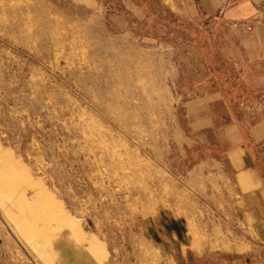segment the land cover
<instances>
[{"label":"rangeland","instance_id":"374dc122","mask_svg":"<svg viewBox=\"0 0 264 264\" xmlns=\"http://www.w3.org/2000/svg\"><path fill=\"white\" fill-rule=\"evenodd\" d=\"M211 19L177 0H0L2 253L40 264L39 239L69 231L106 248L99 264H175L151 243L174 219L192 247L230 248L216 176L186 178L231 121L190 103L230 76ZM2 194H25L24 215Z\"/></svg>","mask_w":264,"mask_h":264},{"label":"crops","instance_id":"0c3cea01","mask_svg":"<svg viewBox=\"0 0 264 264\" xmlns=\"http://www.w3.org/2000/svg\"><path fill=\"white\" fill-rule=\"evenodd\" d=\"M177 5L192 15L196 25L202 23L203 14L212 18L216 31L212 32L211 43L230 65V76L210 80L211 86L218 88L216 91L195 94L190 101L191 107L207 105L215 120H231L217 129L222 136L217 145L221 157L194 165L186 177L197 184L199 172L206 168L216 176V211L227 218L230 248L192 247L191 241L187 242L188 225L179 219L167 224L157 243H151L175 264H264V0H177ZM203 33L197 32L194 39ZM194 45L198 43L195 41ZM198 71L196 66L195 73ZM206 81L196 80L195 84ZM214 104H223L224 109L218 111ZM215 111L219 114H213ZM184 142L189 145L187 137ZM2 195L9 197L14 218L21 217L26 211V195ZM79 236L75 238L67 231L39 239L33 249L36 259L40 264H99L96 257L103 255L106 248L101 244L92 247L89 240ZM6 239L0 236V250L6 249ZM145 241L150 245L149 239ZM105 256L104 264H108L110 256ZM0 264L26 263L5 252Z\"/></svg>","mask_w":264,"mask_h":264}]
</instances>
